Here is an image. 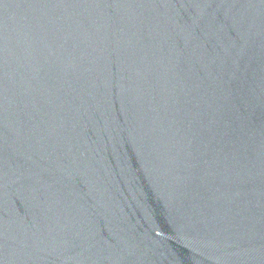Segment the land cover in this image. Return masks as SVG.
<instances>
[{
    "label": "water",
    "instance_id": "1",
    "mask_svg": "<svg viewBox=\"0 0 264 264\" xmlns=\"http://www.w3.org/2000/svg\"><path fill=\"white\" fill-rule=\"evenodd\" d=\"M0 264H264V0H0Z\"/></svg>",
    "mask_w": 264,
    "mask_h": 264
}]
</instances>
